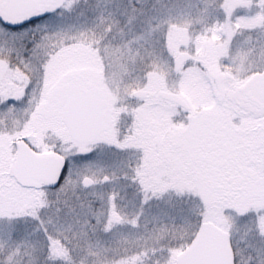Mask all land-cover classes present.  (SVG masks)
<instances>
[{"label":"snow or ice","instance_id":"snow-or-ice-1","mask_svg":"<svg viewBox=\"0 0 264 264\" xmlns=\"http://www.w3.org/2000/svg\"><path fill=\"white\" fill-rule=\"evenodd\" d=\"M0 264H264V0H0Z\"/></svg>","mask_w":264,"mask_h":264}]
</instances>
